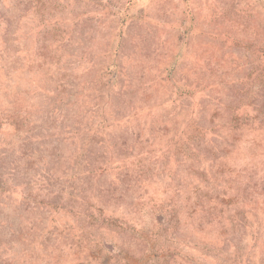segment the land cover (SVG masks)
Masks as SVG:
<instances>
[{
    "label": "rangeland",
    "instance_id": "1",
    "mask_svg": "<svg viewBox=\"0 0 264 264\" xmlns=\"http://www.w3.org/2000/svg\"><path fill=\"white\" fill-rule=\"evenodd\" d=\"M0 264H264V0H0Z\"/></svg>",
    "mask_w": 264,
    "mask_h": 264
}]
</instances>
